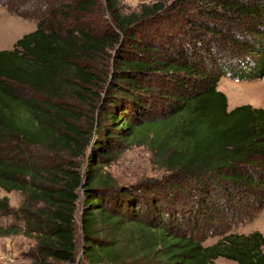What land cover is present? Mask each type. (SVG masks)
I'll return each instance as SVG.
<instances>
[{
	"label": "trees",
	"instance_id": "trees-1",
	"mask_svg": "<svg viewBox=\"0 0 264 264\" xmlns=\"http://www.w3.org/2000/svg\"><path fill=\"white\" fill-rule=\"evenodd\" d=\"M168 2L182 24L164 20L162 42L137 37L135 28L166 12ZM0 8L36 22L12 50L0 51V189L38 206L24 218L42 262H74L80 191L83 264H264L259 232L230 233L209 246L193 235L203 224L198 218L224 214L213 203L214 194L230 196L220 183L258 187L264 205V175L250 171L260 160L264 169V110L228 111L217 90L223 76L264 77V0H155L130 15L121 13L120 0H0ZM99 18L105 28L95 25ZM125 45L131 57L110 59L109 51ZM99 57L112 62L101 74L92 66ZM107 80L93 138L92 128L82 133L73 125L62 98L67 90L98 102L93 90ZM160 102L163 109H151ZM136 140L163 159L167 189L102 181V165ZM35 147L86 159L84 174L70 160L44 165L32 156ZM9 211L1 199L0 212Z\"/></svg>",
	"mask_w": 264,
	"mask_h": 264
},
{
	"label": "rangeland",
	"instance_id": "rangeland-1",
	"mask_svg": "<svg viewBox=\"0 0 264 264\" xmlns=\"http://www.w3.org/2000/svg\"><path fill=\"white\" fill-rule=\"evenodd\" d=\"M155 0H120V10L123 15H130L138 13L143 6H150ZM1 9V8H0ZM166 12L162 13L152 23L142 24L135 28L137 37L140 38L139 33L143 36L145 34L152 35L151 38L162 42L165 40L166 29H162L163 21L172 18V21L178 20L182 24L181 18L183 15H177L172 7L171 2L166 4ZM1 12V11H0ZM187 13V11H184ZM0 14V51L12 50L16 40L22 36L33 32L36 28V22L31 20H24L19 17L10 15L6 10ZM185 16V15H184ZM104 18L107 16H103ZM107 21L99 18L95 25L98 28L106 26ZM247 26V24H245ZM179 26V25H178ZM177 26V27H178ZM250 27V24H248ZM163 31V32H162ZM172 34V29L170 30ZM129 45L124 48L116 47L113 51H109L110 59L113 56L131 57L135 52L129 49ZM118 50H125L119 53ZM111 60L109 64L103 57H99L92 62L94 69L99 74L104 72L105 66L111 67ZM162 77H159L161 79ZM106 81V80H105ZM108 82L102 86L101 90H93L92 96L101 95L98 102L94 98L89 97L88 100L80 101L67 90H64L61 106L64 111L74 112L72 118L73 125L81 129L82 133L91 131L94 137V126L98 118V111L104 103V94L108 87ZM157 82V80L155 81ZM217 90L221 91L227 97L228 111L242 105H251L254 108L264 110V77L253 81H238L232 80L226 76L219 78L217 82ZM25 95L34 96L32 93L25 91ZM39 98V97H38ZM95 102V103H94ZM158 103L152 110L159 112L163 109L165 104ZM66 117V116H65ZM93 126V127H92ZM86 135V134H85ZM36 148V147H35ZM36 154L33 157H41L44 165L56 163L58 165L67 164L68 161H73L76 165L81 166V172H85L84 158H71L70 155L62 148L57 147L55 150L49 148L39 147L33 152ZM262 160L259 161V167H251L250 171L255 173L256 177L264 175V169L260 166ZM102 181L111 182L117 188L121 187H143L151 185L150 183L159 184L161 187L167 189L166 184L170 178L168 170L164 167L163 159L158 156L150 148V146L143 141L136 140L135 142L122 146L119 152H116L107 163L103 164L98 171ZM255 177V178H256ZM220 187L229 191L230 196H226L221 192L219 196L213 195V203L217 208L224 211V214L211 217L213 220H205L198 218L199 224L202 226L193 232L204 246H209L218 241L222 236L230 233L248 235L253 232H259L264 236V205L261 201V189L255 186H241L231 187L229 184L220 183ZM161 187H156L162 190ZM160 188V189H159ZM219 187L215 191H218ZM79 198L76 203L77 212L75 215L74 229H75V245L76 255L74 262L62 263L52 260H43L37 256L36 241L33 235L27 231L24 215L28 208L35 207V204L28 200L27 196L20 192H5L0 189V200L6 199L8 201L10 211L8 213L0 212V229L12 228L13 232L10 235H0V264H83V250L84 242L81 230V213L83 195L79 191ZM216 202V203H215ZM200 215V214H199ZM17 231V232H16ZM264 253V247H263ZM214 264H236L231 260L218 258Z\"/></svg>",
	"mask_w": 264,
	"mask_h": 264
},
{
	"label": "crops",
	"instance_id": "crops-1",
	"mask_svg": "<svg viewBox=\"0 0 264 264\" xmlns=\"http://www.w3.org/2000/svg\"><path fill=\"white\" fill-rule=\"evenodd\" d=\"M0 11H1V12H0V14H1V15H3V13H2V12H4V9H2V8H1V9H0ZM2 26H3V25H2V24H0V28H1ZM0 41H1V40H0ZM16 41H17V40H16Z\"/></svg>",
	"mask_w": 264,
	"mask_h": 264
}]
</instances>
